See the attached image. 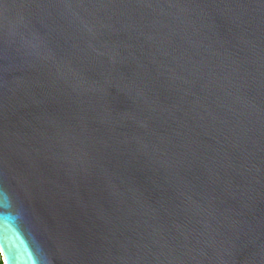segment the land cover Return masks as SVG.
<instances>
[{"label": "water", "instance_id": "1", "mask_svg": "<svg viewBox=\"0 0 264 264\" xmlns=\"http://www.w3.org/2000/svg\"><path fill=\"white\" fill-rule=\"evenodd\" d=\"M2 264H264V0H0Z\"/></svg>", "mask_w": 264, "mask_h": 264}, {"label": "trees", "instance_id": "2", "mask_svg": "<svg viewBox=\"0 0 264 264\" xmlns=\"http://www.w3.org/2000/svg\"><path fill=\"white\" fill-rule=\"evenodd\" d=\"M0 264H2V263H1V257H0Z\"/></svg>", "mask_w": 264, "mask_h": 264}]
</instances>
